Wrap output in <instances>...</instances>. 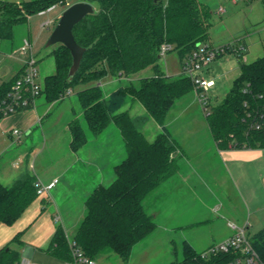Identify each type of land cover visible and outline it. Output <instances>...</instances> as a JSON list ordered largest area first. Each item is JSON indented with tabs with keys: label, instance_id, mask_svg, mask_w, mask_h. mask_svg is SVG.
Segmentation results:
<instances>
[{
	"label": "trees",
	"instance_id": "obj_1",
	"mask_svg": "<svg viewBox=\"0 0 264 264\" xmlns=\"http://www.w3.org/2000/svg\"><path fill=\"white\" fill-rule=\"evenodd\" d=\"M66 2L30 0L21 5L0 2V40L11 39L14 26L26 22L31 15ZM79 2L95 7V12L73 29L76 42L85 48L80 67L70 81L68 73L73 58L59 44L61 47L53 51L56 72L45 78L41 96L51 103L64 99L67 91L79 85L87 86L77 91L83 116L69 123L74 151L80 150L89 136L96 137L110 126L120 132L125 159L114 167V180L109 185H99L86 199V213L74 240L91 259L116 254L127 260L133 248L157 228L146 202L176 176L180 161L186 157L165 127L168 115L179 99L193 91L199 92L190 78L183 74L171 77L160 69V47L164 43L172 44L182 62L199 43H209L212 12L198 0H163L159 4L153 0ZM244 55H237L240 74L229 92L220 104L205 113L220 150H264V57L246 63ZM149 67L154 69V75L130 81L127 87L109 95L96 84L105 76L129 78ZM21 72L0 85V101ZM135 102L162 128L153 141L136 126V119L128 111H121L125 105ZM257 125L260 129H256ZM36 180L26 173L10 187L0 182V224L13 225L38 197ZM252 239L255 244L264 243V230ZM48 252L59 259L72 260L62 226L57 227ZM183 254L184 260L173 264H226L233 258L231 254H218L203 259L187 242L183 243ZM18 258L14 250L0 251V264H15Z\"/></svg>",
	"mask_w": 264,
	"mask_h": 264
},
{
	"label": "crops",
	"instance_id": "obj_2",
	"mask_svg": "<svg viewBox=\"0 0 264 264\" xmlns=\"http://www.w3.org/2000/svg\"><path fill=\"white\" fill-rule=\"evenodd\" d=\"M9 3L21 4L22 2L20 0H15L14 2ZM223 11L225 10L222 9V12ZM41 13L44 15V12ZM58 19L59 18L56 20ZM56 20L50 19L48 21H50V23H54ZM42 24L44 26V23ZM257 42L258 41L252 38L250 35H248L247 42L242 40V43L246 46L245 54L248 53V56L254 60L264 57V43H261L262 50L260 52L258 49L260 43ZM23 43L24 41L18 48L13 49L12 53L10 54L11 57H17L18 59L15 60H18L20 63L13 65V63L10 62L8 64L7 69L11 71H8L6 75L12 73L9 80L15 77L22 70L25 60L28 57V54H23L22 52ZM243 61L248 63L247 57H243ZM231 66L232 65L230 64V61L219 60L214 64L213 67H209L207 73H210L211 70L218 72L225 67H229L228 69H230ZM2 73H0V77L2 76ZM138 74H140V72L132 76L135 77V79H138ZM132 76L129 78H132ZM110 78L111 76H105L103 78L106 79L105 84H109L111 82ZM9 80H0V85L8 82ZM129 81L132 80L129 79ZM94 84L95 83H91L89 85ZM215 86L216 83L213 87ZM194 93L195 95L193 97L186 95L179 99L177 102L180 104V110L174 114L171 113L177 107L175 104L166 120V129L169 130L171 135L181 145L186 157L180 161V169L176 176L168 180L163 186L167 184L166 188H168V190H170L172 187L174 193H178L181 196L184 195L183 193H186L185 190L192 191L190 194L192 195L195 193V189H199L198 185L204 186L209 182V180L210 183L217 185L223 183L227 178L234 187L235 183L238 185L236 181H239L240 179V183L243 186V180H246V173H244L242 170L243 168L241 167L244 166V163L257 166L258 170L263 173V149L230 148L220 150L218 148L207 124L205 114L203 121L198 113L189 112L190 107L194 106L197 108L200 105L198 93L196 91H194ZM39 98L36 99L35 105L32 108L22 110L11 116L0 118L2 119L0 121V164H2L4 155L9 152L10 146L13 147L16 146V144H21V153L15 155V157H12L11 159V168L14 170V174L11 173L8 178L7 173L10 172V170L7 171L8 168L1 167L4 166L1 165L0 177L2 180L4 178L7 183L13 182V180L17 181V179L26 173L35 176L43 183H50L54 179H58L59 182L53 189L54 192L53 195L51 193V196L53 201L54 199L56 201L54 202L56 206V214L58 213L60 215L61 213V215H64L69 219L70 217H73V220L71 221L66 218L68 226L65 225L63 220L61 221V226L66 232L67 241L69 243L71 239H74L76 231L84 218L86 199L99 185H109L114 180V167L119 165L125 159V148L123 146V141L118 129L115 126H110L102 134L96 137L89 136L87 143L80 150H72V136L69 129V123L76 118L81 119L83 116V111L81 110L77 114L71 113L69 116V113H66L64 110L58 115V117H56V119H54L53 123L43 125L44 122H47L45 118L50 115L51 111H53L63 99L50 103L45 99L44 96H41L40 99ZM129 105H131V103L125 105L121 111L127 107L128 112L130 113L132 109L130 108L129 111ZM203 122L206 123L207 129L204 126L202 128H196L195 125H202L204 124ZM39 126L41 129L36 131V128ZM158 128V132H161L162 128ZM13 129H18L21 134H13ZM9 139L11 144L6 146V143ZM55 148L61 150L59 157L47 165L44 170L38 169L39 166L37 164L41 154L47 149L51 150ZM29 167L33 170V173L30 172ZM235 175H237V180L235 179ZM195 180H197V185L194 183ZM161 188L150 197L153 198L151 200V204L148 203V201L146 202V207L147 204H150L149 207H151L149 208L150 210L147 207V210L150 214L155 216V219H157L160 214L166 213L164 208L168 203L167 201L165 203L161 201L160 196L163 195ZM234 188L238 191L237 186ZM206 189L208 190V187ZM247 196L249 197L248 193ZM44 201L45 200L43 198L37 197L13 225L8 226L5 224H0V230L2 231L0 234V251L3 249H6L7 251L11 249L9 248V242H19L21 244H25L27 247L23 249L21 260L27 258L31 261V264L32 257L34 255L33 248H39L50 254L48 249L57 231V226L55 224V219L53 220V216L47 210L45 204H43ZM239 201L241 207L248 203V200L245 197H242V201L240 199ZM207 210L209 213L207 214V218L205 220H191L187 223L174 221L172 229H177V231L184 228L196 229L200 227L203 222L208 221L209 223V221H216V218H218V213H216L217 210L214 208L213 210L212 208H207ZM213 217L215 219H212ZM229 222L235 221H231L229 219L227 222V228H230ZM69 230L74 232V236H70V232H68ZM260 231H257L256 233ZM3 233H5V235H3ZM212 233L213 229L211 230V234ZM232 234L224 237L219 242L229 238ZM179 239L182 243H189L195 249L191 239L189 240L184 236H179ZM214 244L216 243L210 244V246ZM210 246H208V248ZM53 257L62 261L64 264L68 262L67 260H62L55 256ZM18 262H20V258H18Z\"/></svg>",
	"mask_w": 264,
	"mask_h": 264
},
{
	"label": "rangeland",
	"instance_id": "obj_3",
	"mask_svg": "<svg viewBox=\"0 0 264 264\" xmlns=\"http://www.w3.org/2000/svg\"><path fill=\"white\" fill-rule=\"evenodd\" d=\"M1 1L14 2L15 0H0V2ZM20 1L24 2L30 0ZM198 1L202 4L207 5L209 10L212 12L210 17L211 27L209 30V43L219 46L227 44L228 42L238 38L247 42L248 35H250L252 38L258 41L257 43H260L258 49L261 52V43H264V0H239L238 2H235V0ZM77 2H79V0H67L66 3L57 5L52 9L44 12V15H42V13L33 14L26 22L14 26L13 37L11 38L12 40H0V43L2 44H0V73L4 72L0 77L1 81H6L11 78L12 73L6 75L8 71H11L7 69V66L10 62L13 63V65H17L18 63H20L18 60H15L18 59L17 57H11L10 54L12 53L13 49L18 48L26 39H28L32 43L33 54L38 60V80L42 84H44L45 78L56 72V64L55 58L53 56V51L60 48L61 46L59 44L47 46V43L64 11ZM222 9H224L225 11L222 12ZM57 18L59 19L56 20ZM50 19L56 21L54 23L51 22L50 24L43 26L42 23L45 24V22ZM245 57H247L248 63L254 60L250 58V56H248V53L244 55V58ZM219 60L230 61V64L233 67L231 66L232 68L230 67V69H228L229 67H225L218 72L211 70L210 73H207V71L204 74V77L212 79L216 83V86L210 88V90L206 93L208 97L207 108L209 112L214 106H217L221 103L226 93H228L230 88L232 87L234 79L238 77L240 71L239 59L235 54H225L224 56L216 59L212 63L211 67H213L214 64ZM159 66L162 71H164L168 76L171 77H176L182 73L181 59L179 53L176 50H173L166 56L161 57V59L159 60ZM152 75H154V69L152 67H149L140 72V74H138L137 76L139 77L138 79H140L143 77H150ZM110 79L111 84H105L106 79H102L100 82L96 83L101 84L105 94L107 95L121 87H127L130 83L129 79L134 82L138 80L133 76L132 78L128 79H118L113 77H111ZM85 87L87 86L80 85L76 87L70 95H67L62 100V102L53 111H51L50 115L45 118L47 122H44L43 125L53 123L54 119H56V117H58V115L64 110L66 113H69V116L71 113L77 114L79 111H81L82 108L78 101L77 91ZM194 95V91L188 94V96L191 97H193ZM176 106L177 107L171 113L174 114L180 110V104H178V102H176ZM130 108L132 109L131 111ZM125 110L128 111V108L125 107L123 111ZM129 111L131 116L136 119V126L144 132L149 141H153L155 137L160 133L157 130L160 126L153 120L149 119L146 111L138 102L129 105ZM189 112L198 113V115L204 121L203 117L205 113L201 103L197 108L194 106L190 107ZM143 118H147V120L144 121ZM1 120L2 119H0V121ZM82 122L83 121H81V123ZM195 126L196 128H202L204 126L207 129L206 123L202 125L198 124ZM40 129L41 127L39 126L36 128V131ZM9 144H11L10 139L6 143V146ZM9 148V152L4 155L2 164H0V166L4 165L1 167H7V171L10 170V172L7 173L8 178L11 173L14 174V170L11 168V159L12 157H15V155L21 153V144H16V146H10ZM55 149H47L41 154L37 164L39 166L38 169L44 170L47 165H49L59 157L61 150L57 148ZM241 168H243L242 170L244 171V173H246V180H243L242 186L240 183V179L239 181L237 180L238 174L235 175V179L237 180L236 182L238 185H236V183L234 185L237 186L238 191L235 190V186L233 187V185L227 178L223 183L217 185L210 183L209 180V182L204 186L198 185L199 189H193L195 193H193L192 195H190L192 191L185 190L186 193H183L184 195L182 196L178 193L175 194L172 187L170 188V190H168V188H166V184L161 188L163 195L160 196L163 203H165L166 201L168 202L164 208L166 213L160 214L159 217L155 219L157 223L156 230L133 248L130 257L127 260L122 259L116 254H108L105 256H100L99 258L95 259V261L97 262V264L181 263L184 260V254L183 243L180 241L179 236H184L189 240L191 239L195 250L201 253L204 250L208 249V246H210V244L217 242L219 243V241L224 237L232 234V230H230V228H227V222L229 219L231 221H235L239 225L248 223V232L251 235L255 234L257 231L264 229V171L262 173L258 170L257 166H252L248 163H244V166H242ZM30 172L33 173V170L30 169ZM0 181L2 184L8 187L12 186L15 182L13 180V182L7 183L5 179L3 178L2 180L1 177ZM194 183L196 184L197 180H195ZM206 186L208 187V190L206 189ZM53 192L54 190L51 191L52 195ZM247 193L249 194L250 198L247 196ZM241 196L243 198L245 197L248 200V203L244 204L242 207L240 206L239 201V199L242 201ZM43 199L45 200L43 204H45L47 210L51 213L54 220L56 215H58V213L56 214L55 212V199L54 201L52 197ZM152 199L153 198H149L148 203L151 204ZM150 204H147L148 209L151 208L149 207ZM207 208H212V210L214 208L217 210V222L215 220L213 222L209 221V223L208 221H206L196 229L184 228L178 230L179 233L177 229H172L174 221L187 223L191 220H205L207 218V214L209 213ZM60 216L61 220H63L65 225L68 226L66 220L67 217L61 215V213ZM67 219L71 221L73 220V217ZM212 219L215 218L213 217ZM55 224L58 227L61 226L62 223L56 221ZM212 229L213 233L211 234ZM1 232L2 231L0 230V234ZM68 232H70V236H74V232H71L70 230ZM3 235H5V233H3ZM26 247L27 245L21 244L19 242H9V248L16 250L19 253L20 261L23 255V249H25ZM33 249L34 255L32 257V264H64L62 261L54 258L50 254L39 248Z\"/></svg>",
	"mask_w": 264,
	"mask_h": 264
},
{
	"label": "built area",
	"instance_id": "obj_4",
	"mask_svg": "<svg viewBox=\"0 0 264 264\" xmlns=\"http://www.w3.org/2000/svg\"><path fill=\"white\" fill-rule=\"evenodd\" d=\"M238 1L235 0V2ZM48 24H50V21L45 22L44 25ZM241 40L240 38L234 39L227 44L219 46L211 43H199L191 54L181 62V74L190 78L198 89V98L204 113L208 111L206 93L215 84L214 80L204 77V74L216 59L228 52L236 56L245 53L246 46ZM173 50L174 46L172 44L164 43L160 47V56L164 57ZM22 52L23 54H28V57L25 60L20 77L14 82L6 97L0 101V118L32 108L36 99L41 97L44 90V85L38 80V60L33 54L32 44L28 39L24 40ZM71 93V90L67 91L66 96ZM256 129H260V126L257 125ZM13 134L20 135L21 132L18 129H13ZM58 182V179H54L50 183H43L37 179L35 185L38 197L51 198V191ZM55 220L61 222V216L59 214L56 215ZM229 227L233 234L224 241L216 243L201 252V258L210 259L218 254H231L233 258L226 264H264V243H254L253 235L248 232L249 224L239 225L236 222H229ZM69 247L72 260L65 264H97L94 259L84 255L74 239L69 241ZM15 264H31V261L24 258Z\"/></svg>",
	"mask_w": 264,
	"mask_h": 264
},
{
	"label": "water",
	"instance_id": "obj_5",
	"mask_svg": "<svg viewBox=\"0 0 264 264\" xmlns=\"http://www.w3.org/2000/svg\"><path fill=\"white\" fill-rule=\"evenodd\" d=\"M154 4H159L163 0H153ZM95 7L86 2H77L64 11L59 19L57 26L52 32L47 46L61 44L71 53L73 62L68 73V79L71 81L78 71L83 59L85 48L78 45L73 34L74 27L81 22L87 15L93 14Z\"/></svg>",
	"mask_w": 264,
	"mask_h": 264
}]
</instances>
